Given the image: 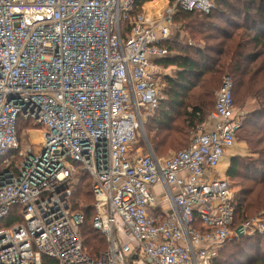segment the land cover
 <instances>
[{
	"label": "built area",
	"instance_id": "1",
	"mask_svg": "<svg viewBox=\"0 0 264 264\" xmlns=\"http://www.w3.org/2000/svg\"><path fill=\"white\" fill-rule=\"evenodd\" d=\"M135 1L0 0V224L15 206L22 217L0 228V264H212L227 241L264 234L257 217L233 228L234 193L214 177L242 122L229 76L186 149L158 158L144 130L172 18L211 1L150 0L133 15ZM19 118L40 127L38 150H18ZM77 170L107 243L97 260L70 206Z\"/></svg>",
	"mask_w": 264,
	"mask_h": 264
},
{
	"label": "trees",
	"instance_id": "2",
	"mask_svg": "<svg viewBox=\"0 0 264 264\" xmlns=\"http://www.w3.org/2000/svg\"><path fill=\"white\" fill-rule=\"evenodd\" d=\"M148 1L136 0L132 14L140 13ZM211 4L208 13L182 10L177 13L175 19L184 23L191 40L204 47H179L171 41L165 44L169 54L156 64L164 69L172 68L173 74L164 78L165 98L144 127L158 158L168 148L184 147L185 132L204 124L213 111L214 94L221 88L224 72L233 81L234 107V97L240 108L249 100L255 102V108L242 118L235 135V143L239 137L248 155L244 161L241 157L239 161L232 159L225 173L234 193L235 228L253 217L264 220V0H214ZM27 123L40 129L31 121L19 118L18 140L22 141ZM73 176L77 183L72 187L71 210L82 214V247L89 257L97 260L106 251L107 243L92 227L95 212L90 178L79 170ZM21 222L20 209L15 206L0 228ZM42 264L57 262L44 256ZM212 264H264L262 237L244 236L227 241Z\"/></svg>",
	"mask_w": 264,
	"mask_h": 264
},
{
	"label": "rangeland",
	"instance_id": "3",
	"mask_svg": "<svg viewBox=\"0 0 264 264\" xmlns=\"http://www.w3.org/2000/svg\"><path fill=\"white\" fill-rule=\"evenodd\" d=\"M210 1L212 3L214 2V0H210ZM146 9H148V5L146 6ZM176 15H174V17L172 18V23L170 25V35H169L170 41L175 43L173 45H176V43H177V45L179 47H185V46L188 45V46H192L193 48H195L196 46L200 47V48H203L204 47L203 44H199L196 41L193 42L191 40V37L188 34V32H186L184 30L185 29V26L183 25L184 23L181 22V20L179 18L175 19ZM175 20H177V21H175ZM173 21H175V22H173ZM171 74H173V69L172 68L164 69L162 67H159L158 75H159V83H160L159 86H160V93H161L160 98L161 99L165 98V95H164V88H165L164 78L166 76H170ZM228 75L229 74L227 72L226 73L224 72V74L221 77V81H222L224 76H228ZM215 94H216V92H215ZM215 94H214V96H215ZM214 99H215V97H214ZM234 99H235V114L239 118V122H241V118H243L246 114H248L249 111H251V109H254L256 104H255V102L253 100H249L246 103L247 106L244 105L243 108H240L239 104L238 103L236 104V98L235 97H234ZM153 113L154 112H151L150 115L146 117L145 124L147 123L149 117H153ZM145 124H144V126H145ZM25 125H26L27 129L23 130V135L21 136L22 141L19 139L20 143H19L18 150L19 151H23L25 146L28 145V144H30L32 147H34V149L38 150L39 149L38 148V140H39V137H40L39 128L37 129L36 127H34L30 123L29 124L27 123ZM144 130H145V133H146V128ZM195 131H196V129H193V130L189 129V130H187L185 132L186 135H187V138H186V145L184 147H182V148H180V147L179 148L178 147L177 148H175V147L168 148L163 153H161L159 155V157L163 158V159H166V158L170 157L172 154H174V153H176L178 151L186 149L188 144L190 143ZM25 137H26V140H25ZM146 137H147V134H146ZM247 155H248L247 147H246L244 142H241L239 140V137H238V139H237V141L235 143V147H233L232 149L228 150L226 155L221 159L219 165L215 169L214 177H216L215 175H217V177L226 176V174H224V173H226L228 171V169L230 167V164H231V160L234 159V158H237L238 161H239V158L241 157V159L244 161L246 159ZM20 160L21 159L18 156H16V158L14 159V161L17 162V164L20 162ZM15 162H13V163H15ZM254 218L255 217H253V218H251L249 220H253ZM254 235H258V234H254ZM250 236H253V235H250ZM258 236L262 237V240H263V243H264V234L263 235H258Z\"/></svg>",
	"mask_w": 264,
	"mask_h": 264
},
{
	"label": "water",
	"instance_id": "4",
	"mask_svg": "<svg viewBox=\"0 0 264 264\" xmlns=\"http://www.w3.org/2000/svg\"><path fill=\"white\" fill-rule=\"evenodd\" d=\"M236 235H237L238 237L241 236V234H240V228L236 230Z\"/></svg>",
	"mask_w": 264,
	"mask_h": 264
},
{
	"label": "crops",
	"instance_id": "5",
	"mask_svg": "<svg viewBox=\"0 0 264 264\" xmlns=\"http://www.w3.org/2000/svg\"><path fill=\"white\" fill-rule=\"evenodd\" d=\"M235 147V146H234ZM225 174V173H224Z\"/></svg>",
	"mask_w": 264,
	"mask_h": 264
}]
</instances>
